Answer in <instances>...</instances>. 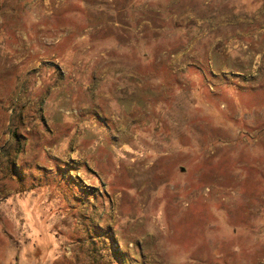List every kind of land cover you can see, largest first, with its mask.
<instances>
[{"label": "rangeland", "instance_id": "obj_1", "mask_svg": "<svg viewBox=\"0 0 264 264\" xmlns=\"http://www.w3.org/2000/svg\"><path fill=\"white\" fill-rule=\"evenodd\" d=\"M0 264H264V0H0Z\"/></svg>", "mask_w": 264, "mask_h": 264}]
</instances>
